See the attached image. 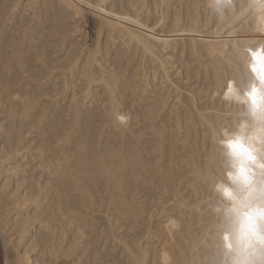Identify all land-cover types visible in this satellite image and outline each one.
I'll return each instance as SVG.
<instances>
[{
  "label": "bare ground",
  "instance_id": "obj_1",
  "mask_svg": "<svg viewBox=\"0 0 264 264\" xmlns=\"http://www.w3.org/2000/svg\"><path fill=\"white\" fill-rule=\"evenodd\" d=\"M213 2L0 0L4 264L201 258L224 205L199 172L231 184L232 161L213 137L250 128L241 46L264 36L255 9L222 18ZM37 209L46 227L21 236L17 218Z\"/></svg>",
  "mask_w": 264,
  "mask_h": 264
},
{
  "label": "snow or ice",
  "instance_id": "obj_2",
  "mask_svg": "<svg viewBox=\"0 0 264 264\" xmlns=\"http://www.w3.org/2000/svg\"><path fill=\"white\" fill-rule=\"evenodd\" d=\"M94 6L99 13H103L107 7L102 3ZM212 8L220 12L222 18L227 9H255L262 21L257 31L264 32V0H251L236 5L230 4L229 0H214ZM251 15L253 12L249 11L244 18ZM241 47L244 49L246 66L250 64L249 76L242 81L240 92L246 105L243 118L248 120L250 128L242 135H230L236 133V129L227 125L223 135L220 129L215 131L214 140L223 141L232 161V167L227 173L231 184L228 187L219 184L211 168L199 172V178L211 186L209 195L214 190L215 198L220 199L224 209L217 217L214 233L209 231V235L214 234L215 238L206 241L201 258L185 260L183 264H264V36ZM223 71L227 72L228 68H223ZM120 120L125 121V117L120 116ZM73 147L76 144L69 142L66 151L74 156L75 153L71 152ZM78 151H88L87 145L79 144ZM204 155L209 162L216 157L215 152H210L207 147ZM107 175L111 177V173ZM224 197L228 198L227 203ZM37 224L41 231L46 227L45 216L40 209H37L35 218L28 222H22L21 217H18L16 230L23 236L28 228ZM173 264L181 262L176 260Z\"/></svg>",
  "mask_w": 264,
  "mask_h": 264
},
{
  "label": "rangeland",
  "instance_id": "obj_3",
  "mask_svg": "<svg viewBox=\"0 0 264 264\" xmlns=\"http://www.w3.org/2000/svg\"><path fill=\"white\" fill-rule=\"evenodd\" d=\"M88 21H89V27H90V24L92 23V21H91V19H89L88 18ZM91 21V22H90ZM1 236V235H0ZM3 239L2 238H0V264H4V262H5V257L7 256V253H6V251H5V248H4V245L2 244V241ZM6 254H5V253ZM6 255V256H5Z\"/></svg>",
  "mask_w": 264,
  "mask_h": 264
}]
</instances>
